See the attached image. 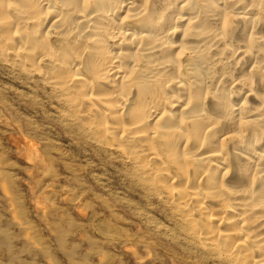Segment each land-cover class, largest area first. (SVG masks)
I'll return each instance as SVG.
<instances>
[{"label": "bare ground", "instance_id": "bare-ground-1", "mask_svg": "<svg viewBox=\"0 0 264 264\" xmlns=\"http://www.w3.org/2000/svg\"><path fill=\"white\" fill-rule=\"evenodd\" d=\"M0 58L128 161L184 240L264 264V0H0Z\"/></svg>", "mask_w": 264, "mask_h": 264}, {"label": "rangeland", "instance_id": "rangeland-1", "mask_svg": "<svg viewBox=\"0 0 264 264\" xmlns=\"http://www.w3.org/2000/svg\"><path fill=\"white\" fill-rule=\"evenodd\" d=\"M3 62L0 264H219L184 240L128 161L64 115L48 85Z\"/></svg>", "mask_w": 264, "mask_h": 264}]
</instances>
